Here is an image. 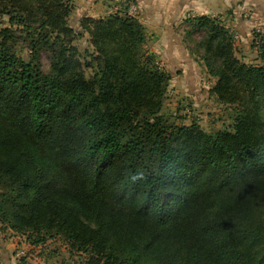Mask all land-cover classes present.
<instances>
[{"label":"trees","instance_id":"obj_1","mask_svg":"<svg viewBox=\"0 0 264 264\" xmlns=\"http://www.w3.org/2000/svg\"><path fill=\"white\" fill-rule=\"evenodd\" d=\"M73 9L0 0L32 50L0 30V222L32 246L64 236L86 264H264V37L247 63L227 26L187 18L207 31L211 95L234 107L232 126L210 132L162 113L171 75L137 17H85L82 61Z\"/></svg>","mask_w":264,"mask_h":264},{"label":"rangeland","instance_id":"obj_2","mask_svg":"<svg viewBox=\"0 0 264 264\" xmlns=\"http://www.w3.org/2000/svg\"><path fill=\"white\" fill-rule=\"evenodd\" d=\"M131 1L139 5V2L135 0ZM131 1L125 0L124 2L121 1L117 4L109 5V9H112L106 11V14L101 17L117 14L129 15L128 9L131 5ZM72 4L75 9L74 0H72ZM74 9L68 17L69 25L79 33L74 44L81 53L82 61H84V58L92 60V57L89 55L86 56L85 53L86 50L94 52L91 37L81 26L85 16L80 17V15H75ZM138 9L140 10L139 6ZM137 15L139 14L137 13ZM211 17L215 19L218 24L225 26L229 25L231 26L230 28H233L231 32L234 36L235 53L241 60L247 63L259 64L258 51L255 46H257V43L264 37V0H235L233 7L227 12L219 13ZM181 26L182 28L179 34L181 33L180 35L184 39L185 46L191 54V64L193 66L189 64L178 65L168 62L165 57L161 56L159 53L153 52L151 47L144 46L148 52L154 55L156 64L171 75L162 113L168 117L170 121L178 124H190L192 121H197L205 130L210 132L229 128L233 123L232 114L234 107L218 102L216 97L211 95L208 88L217 78L209 73L205 59L203 58L205 54L204 42L207 37V31L206 29L196 28L187 19ZM6 27H12L15 30V36L11 38V42L14 44L17 54L25 58L30 56L32 50L25 40V32L21 31L23 30L22 26L12 25L9 22L8 15L0 14V30ZM38 58L42 70L48 73L51 65V53L42 50ZM188 73L194 76V80L199 85V90L197 89L199 93L198 96L196 92L193 95L185 94L181 89H178L180 92L178 95H175L172 91L175 90L174 88L177 90V87L182 85L181 82L186 80L185 77H187L186 74ZM85 74L87 77H91L93 69L86 68ZM200 88H202L201 91ZM0 231L6 234L13 232V230L3 225L1 222ZM19 234L24 236L23 239L27 244H30L27 234L20 232ZM39 246H42V248L38 249V251L40 250L47 259H51V261L56 260L61 264H68L70 262L86 264L89 258L87 253L77 250L72 251L69 241L64 236L49 238L44 244L36 247Z\"/></svg>","mask_w":264,"mask_h":264},{"label":"crops","instance_id":"obj_3","mask_svg":"<svg viewBox=\"0 0 264 264\" xmlns=\"http://www.w3.org/2000/svg\"><path fill=\"white\" fill-rule=\"evenodd\" d=\"M125 0H74L75 15L85 17H101L106 14L109 5L117 4ZM131 1V0H129ZM139 2L136 5L138 14L135 17L145 27L146 43L145 46L151 47L153 52L159 53L165 57L168 62L175 64L193 66L191 54L187 50L184 39L181 37V30L183 22L190 17L197 16H214L219 13H225L231 9L235 0H135ZM118 6V5H117ZM228 28L231 26L227 25ZM231 31L233 28H230ZM260 63V59H259ZM185 81L182 85L174 88L172 92L175 95L179 94L181 89L185 94L193 95L195 92L198 96L199 85L194 80L191 73L186 74ZM185 75V76H186ZM192 79V80H191ZM214 83L209 86V91ZM183 87V88H182ZM198 89V90H197ZM202 88H200V91ZM24 236L18 232H11L10 234L2 233L0 231V264H61L56 260L51 261L47 259L44 254L38 249L42 246L36 247L27 244L24 241ZM31 245V252L23 259H17L15 252L18 248H27ZM35 251V252H34Z\"/></svg>","mask_w":264,"mask_h":264},{"label":"built area","instance_id":"obj_4","mask_svg":"<svg viewBox=\"0 0 264 264\" xmlns=\"http://www.w3.org/2000/svg\"><path fill=\"white\" fill-rule=\"evenodd\" d=\"M128 13L131 16H136L137 15L138 8H137V6L134 3H131V5L129 6ZM30 246L31 245H28L27 248H18L16 253H15V256L17 258H20V259L26 257L31 252V247ZM68 264H77V263L76 262H70Z\"/></svg>","mask_w":264,"mask_h":264}]
</instances>
